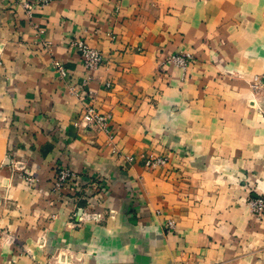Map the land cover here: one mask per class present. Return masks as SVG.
Wrapping results in <instances>:
<instances>
[{
    "label": "crops",
    "instance_id": "1",
    "mask_svg": "<svg viewBox=\"0 0 264 264\" xmlns=\"http://www.w3.org/2000/svg\"><path fill=\"white\" fill-rule=\"evenodd\" d=\"M257 76L264 0H0V264H264Z\"/></svg>",
    "mask_w": 264,
    "mask_h": 264
},
{
    "label": "built area",
    "instance_id": "2",
    "mask_svg": "<svg viewBox=\"0 0 264 264\" xmlns=\"http://www.w3.org/2000/svg\"><path fill=\"white\" fill-rule=\"evenodd\" d=\"M54 0H17V2L25 9L27 15L32 17L36 8L38 7H47ZM72 46L75 47L83 60L84 66L88 70H96L99 69L102 64L105 62V58L102 52L99 50L92 48L89 44H87L83 40H76L72 43ZM190 55L179 54L174 55L169 59V62L180 65L184 68L187 66V58ZM58 69L62 76H66V70L58 65ZM253 89L255 93H258L264 88V77H255L253 81ZM107 87H111L110 83H107ZM110 120L111 117L109 115H105L100 113L94 106L89 105L85 112L82 115V118L75 123V126L78 128H85L91 131L101 132L108 136L109 141L114 143L115 135L113 134L110 128ZM116 150V147H113ZM168 158L167 157H156L149 159L147 161V166L150 168L162 167L167 165ZM78 178L77 173L73 172L68 168H61L58 172V178L56 181V189L62 190L66 187L67 183L72 180H76ZM248 204L252 210V212L257 217H262L264 215V197L263 196H251L248 199ZM170 228H174V223H169Z\"/></svg>",
    "mask_w": 264,
    "mask_h": 264
},
{
    "label": "rangeland",
    "instance_id": "3",
    "mask_svg": "<svg viewBox=\"0 0 264 264\" xmlns=\"http://www.w3.org/2000/svg\"><path fill=\"white\" fill-rule=\"evenodd\" d=\"M264 197V196H263ZM258 218H264V215L262 217H258Z\"/></svg>",
    "mask_w": 264,
    "mask_h": 264
}]
</instances>
